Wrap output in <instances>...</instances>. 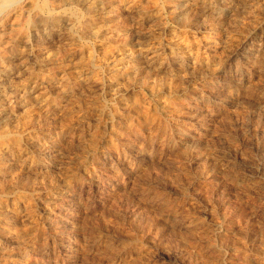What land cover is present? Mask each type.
Wrapping results in <instances>:
<instances>
[{"label": "rangeland", "instance_id": "obj_1", "mask_svg": "<svg viewBox=\"0 0 264 264\" xmlns=\"http://www.w3.org/2000/svg\"><path fill=\"white\" fill-rule=\"evenodd\" d=\"M97 1L0 43V264H264V0Z\"/></svg>", "mask_w": 264, "mask_h": 264}, {"label": "bare ground", "instance_id": "obj_2", "mask_svg": "<svg viewBox=\"0 0 264 264\" xmlns=\"http://www.w3.org/2000/svg\"><path fill=\"white\" fill-rule=\"evenodd\" d=\"M171 1V0H170ZM224 1H230V0H224ZM101 2V1H100ZM104 2V1H103ZM204 2V1H203ZM178 3V2H177ZM205 4H207L206 2H204ZM202 3V4H204ZM215 3V2H214ZM213 4V3H212ZM228 4V3H227ZM208 5V4H207ZM215 5V4H214ZM190 6V5H189ZM216 6V5H215ZM225 6V5H224ZM246 8V7H245ZM12 9H16L15 13H12ZM209 9V8H208ZM145 10V9H144ZM213 10V9H212ZM217 10V9H216ZM98 1L97 0H0V43L3 41L11 40V42H13L15 44V42L21 40V39H28L30 36L31 38L33 37V39H35L37 42H39L40 36L44 35L47 37H50L53 33L56 32V30L60 29L62 26H65V28L68 30L70 36L75 39V40H80V39H85V38H89L87 36L89 35H93L95 36H99L101 37V29L99 27H101V25L98 27L99 30H96L95 27L93 28L94 25V21L96 19V16H99V14H97L98 12ZM202 11V10H201ZM214 11V10H213ZM183 12V11H182ZM146 13V12H144ZM143 13V14H144ZM217 14V13H215ZM183 15V14H182ZM185 16V15H184ZM183 18H186L184 17ZM210 16V15H209ZM101 17V16H100ZM99 17V18H100ZM220 18V17H219ZM72 22L69 24L67 23L68 21ZM189 19V18H188ZM229 19V18H228ZM182 20V19H181ZM185 20V19H183ZM182 20V21H183ZM63 22L66 24H63ZM185 22V21H184ZM98 24H101L98 23ZM229 25V24H228ZM239 25V24H238ZM184 27V26H183ZM63 28V27H62ZM104 28V27H103ZM194 29V28H193ZM93 30V31H92ZM42 33H41V32ZM7 38V39H6ZM71 38V39H72ZM93 38V37H92ZM103 38V37H102ZM6 39V40H5ZM34 41V40H33ZM208 42V41H207ZM114 43V42H113ZM131 43V42H130ZM4 44V43H3ZM195 44V43H192ZM191 44V45H192ZM199 44V43H197ZM196 44V45H197ZM2 44H0L1 47ZM13 45V44H12ZM82 45V44H81ZM211 45V44H210ZM3 46V45H2ZM26 46V45H25ZM105 46V54H111L112 50H110V48H108L106 45ZM193 46V45H192ZM208 46V45H207ZM214 46V45H213ZM11 47V46H10ZM16 47V46H15ZM22 47V46H21ZM89 47V46H87ZM195 47V46H194ZM81 48V47H80ZM90 48V47H89ZM88 48V49H89ZM93 48V47H92ZM11 49V48H10ZM12 49L13 46H12ZM73 49V48H72ZM87 49V51H88ZM94 49V48H93ZM99 49V48H98ZM1 50V49H0ZM84 50V49H83ZM86 50V49H85ZM72 51V50H71ZM82 51V50H81ZM102 51V50H101ZM1 52V51H0ZM14 52V51H13ZM78 52V51H77ZM86 52V51H85ZM89 52V51H88ZM94 52V51H91ZM47 53V52H46ZM90 53V52H89ZM88 54V53H87ZM5 55V54H4ZM26 55V54H25ZM94 55V54H93ZM93 55L90 53L88 54V56L85 54V60H83L82 58L78 59L80 60L81 63L83 64H88L91 65L93 68H97L96 67V62L94 61V57ZM121 55V54H120ZM119 55V56H120ZM45 56V55H44ZM47 56V55H46ZM78 56V55H77ZM87 56V57H86ZM105 56V55H104ZM138 56V55H137ZM218 56V55H217ZM83 57V56H82ZM9 58V57H8ZM110 58V57H109ZM218 58V57H217ZM7 59V58H6ZM5 59V60H6ZM37 60L40 62L44 61V57H37ZM76 60V59H75ZM79 60H76L79 63ZM8 61V60H7ZM4 57L2 58V55L0 53V78L4 77L8 72L9 67H6L4 65ZM216 62V61H215ZM7 63V62H6ZM62 63V62H61ZM75 63V62H74ZM99 63H101L99 61ZM8 64V63H7ZM55 64V63H54ZM53 64V65H54ZM57 64V63H56ZM55 64V65H56ZM76 64V63H75ZM70 65V64H69ZM127 65V64H126ZM41 66V65H40ZM43 66V65H42ZM80 66V65H79ZM83 66V65H82ZM98 66V65H97ZM119 66V65H118ZM134 66V65H133ZM45 67V66H44ZM65 67V65L63 66ZM100 67V65L98 66V68ZM135 67V66H134ZM133 67V68H134ZM24 68V67H23ZM47 68V67H46ZM56 68V67H55ZM45 69V68H44ZM212 69V68H211ZM122 70V68H121ZM127 69H125L126 71ZM213 70V69H212ZM42 70L39 69L37 72L35 73H31L29 74V76L31 75V79H37L38 76L41 74ZM82 71V70H81ZM117 71V68H116ZM120 71V70H119ZM128 71V70H127ZM126 71V72H127ZM133 71V70H132ZM134 71H136V69H134ZM74 72V71H73ZM125 72V73H126ZM215 72V71H212ZM40 73V74H39ZM43 73V72H42ZM114 73V72H113ZM130 73V72H129ZM128 73V74H129ZM160 73V72H159ZM210 73V72H209ZM127 74V75H128ZM199 74V73H198ZM44 75V74H43ZM42 75V76H43ZM125 75L124 72H116L114 73V76L116 78ZM174 75V74H173ZM41 76V75H40ZM39 76V77H40ZM17 77V76H16ZM95 77V76H93ZM127 77V76H125ZM15 78V77H14ZM27 78V77H26ZM30 78V77H28ZM106 78V77H105ZM137 78V77H136ZM142 78V77H141ZM146 77H144L145 79ZM40 79V78H39ZM44 79V78H43ZM138 79V78H137ZM142 79V80H144ZM3 81V80H2ZM143 84V83H142ZM151 84V83H149ZM158 84V83H157ZM4 86V85H3ZM5 88V87H4ZM7 88V87H6ZM23 88V87H22ZM69 88V87H68ZM13 89V88H12ZM29 90V89H28ZM45 90V89H44ZM83 90V89H82ZM160 90V89H159ZM59 91V90H58ZM57 91V92H58ZM81 91V90H80ZM158 91V90H157ZM11 93H13L11 91ZM63 93V92H62ZM60 93V94H62ZM72 93V91H71ZM4 94V93H3ZM2 94L1 88H0V123L1 121L4 122L3 114H6V107L5 109L3 108L4 106V98L6 97L5 95ZM57 95L55 96L51 102V107L57 106L58 103L60 104V100H61V95ZM13 95V94H12ZM69 95V94H68ZM63 97V95H62ZM72 97V96H71ZM67 98V97H66ZM134 100V99H133ZM121 102V101H120ZM134 102V101H133ZM138 102V101H137ZM21 103V102H20ZM19 103V104H20ZM141 103V102H140ZM180 103V102H179ZM83 104V103H82ZM120 104V103H119ZM135 104V103H134ZM165 104V103H164ZM171 104V102H170ZM130 105V104H129ZM133 104H131L132 106ZM141 105V104H140ZM144 105V104H143ZM169 104H167L166 106V111L170 113V110H172L173 107L168 106ZM135 106V105H134ZM138 106V104H137ZM99 107V106H98ZM130 107V106H129ZM138 108V107H136ZM165 108V107H163ZM162 108V110H163ZM28 109V107H27ZM138 109H141L140 106ZM7 110V109H6ZM55 110V109H54ZM135 111V108L133 109ZM137 111V109H136ZM139 111V110H138ZM165 111V112H166ZM174 112L177 110H173ZM81 112V111H80ZM130 112V111H129ZM141 112V111H140ZM157 112V111H156ZM181 112V111H180ZM138 113V112H137ZM144 113V112H142ZM149 113V112H148ZM58 114V113H57ZM72 114V113H71ZM140 114V113H139ZM163 114V111H162ZM167 114V113H166ZM9 115V114H6ZM5 115V118L7 117ZM33 115V114H32ZM151 115V114H150ZM53 116V115H52ZM58 116V115H57ZM156 118H157V113H156ZM8 118V117H7ZM25 118V117H24ZM69 121H70V117L68 116ZM155 118V117H154ZM158 117V121H159ZM77 119V118H76ZM46 120V119H45ZM142 123L147 122V118L144 116L142 119ZM164 120V119H163ZM151 122V121H150ZM5 123V122H4ZM3 123V124H4ZM79 123V122H78ZM138 123V122H137ZM162 123V122H161ZM164 123V122H163ZM2 124V123H1ZM0 124V126H1ZM11 124V123H10ZM147 124V123H146ZM9 125V124H8ZM128 125V124H127ZM141 125V124H138ZM145 125V124H144ZM164 125V124H163ZM10 126V125H9ZM12 127V126H11ZM11 127L10 130H11ZM41 127V126H40ZM125 127V126H124ZM128 127V126H127ZM167 127V125H166ZM3 128V127H0ZM136 128V127H135ZM17 129V128H16ZM128 129V128H127ZM14 130V129H13ZM136 130V129H135ZM165 130V128H164ZM137 131V130H136ZM138 131H140L138 129ZM19 132V131H18ZM15 133V132H14ZM140 133V132H139ZM21 134V133H20ZM21 136V135H20ZM169 138V137H168ZM31 139V138H30ZM54 139V138H53ZM21 141V137H19L17 134H13V131H7V130H0V152L4 150L6 151H11L13 150V148L17 147L19 145ZM22 142V141H21ZM22 144V143H21ZM93 145V144H92ZM90 145V146H92ZM3 147V148H1ZM88 148V147H87ZM15 150V149H14ZM94 150V149H91ZM95 152V151H94ZM15 153V152H14ZM11 154V153H10ZM4 155V154H3ZM1 156V155H0ZM1 159V157H0ZM1 166V164H0ZM1 170V169H0ZM5 170V169H4ZM6 171V170H5ZM4 171V172H5ZM9 172V170H7ZM2 171H0L1 173ZM7 172V173H8ZM5 172V175L7 174ZM12 174V173H11ZM1 176V175H0ZM4 176V175H3ZM6 177V176H5ZM5 177L3 179H5ZM23 178L20 179V181ZM32 179V178H31ZM2 181V180H1ZM0 181V182H1ZM3 182V181H2ZM22 182V181H21ZM20 182V183H21ZM24 183H26L24 181ZM22 185H25V184ZM2 184V183H1ZM0 184V185H1ZM3 186V185H2ZM6 188V187H5ZM24 188V186L22 187ZM45 189V188H44ZM4 190V188L2 189ZM6 190L8 191V187L6 188ZM24 190V189H23ZM35 190V189H34ZM1 191V190H0ZM2 193H5L4 191ZM1 195V194H0ZM255 202V201H254ZM3 208V207H2ZM245 212V211H244ZM1 216V215H0ZM244 222V221H243ZM54 225V224H53ZM81 226V225H80ZM7 228V227H6ZM6 228H1L0 232L6 233ZM11 231V230H9ZM8 233V231H7ZM11 233V232H10ZM20 234V233H19ZM24 234V233H23ZM1 235V234H0ZM15 235V234H14ZM18 234L16 233V236ZM21 235V234H20ZM28 236V235H27ZM229 238V237H228ZM226 240V239H225ZM259 241V240H258ZM191 248V247H190ZM257 252H259L257 250ZM262 252V251H261ZM245 253V252H244ZM264 253V252H263ZM217 254V253H216ZM255 254V253H254ZM262 253H260L259 255H261ZM242 256V255H241ZM242 261L249 263L250 261V257L251 256H242ZM254 257V256H253ZM256 257V255H255ZM257 258H260L257 256ZM236 259V258H235ZM252 261V259H251ZM254 262V261H253ZM242 263V262H241ZM251 263V262H250ZM260 263V262H259ZM235 264V263H234ZM252 264V263H251ZM255 264V263H254Z\"/></svg>", "mask_w": 264, "mask_h": 264}]
</instances>
